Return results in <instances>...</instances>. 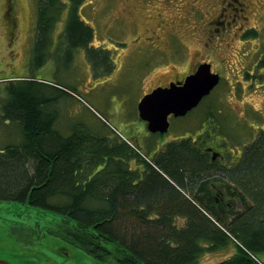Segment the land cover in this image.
I'll use <instances>...</instances> for the list:
<instances>
[{
	"label": "trees",
	"instance_id": "obj_1",
	"mask_svg": "<svg viewBox=\"0 0 264 264\" xmlns=\"http://www.w3.org/2000/svg\"><path fill=\"white\" fill-rule=\"evenodd\" d=\"M84 1L39 0L38 45L67 6L61 38L86 49L94 34L78 15ZM103 59L92 60L101 66ZM257 68L264 71V53ZM3 84L0 131L8 138L0 146V201L38 208L37 220L51 214L52 227L43 221L36 230L46 228L92 264H201L204 254L229 247L231 256L205 264H258L252 255L264 252V131L223 164L189 138L168 143L149 162L117 136L61 135L52 83ZM212 182L231 197L230 208L212 198Z\"/></svg>",
	"mask_w": 264,
	"mask_h": 264
},
{
	"label": "rangeland",
	"instance_id": "obj_2",
	"mask_svg": "<svg viewBox=\"0 0 264 264\" xmlns=\"http://www.w3.org/2000/svg\"><path fill=\"white\" fill-rule=\"evenodd\" d=\"M64 1L67 3V0ZM149 1L144 0V5L148 7ZM261 1L263 5L258 13L248 18L247 26L241 27L248 29L243 33L239 30L237 37L229 38L232 47L219 55L224 61L238 57V62L235 60L236 64L226 69L221 64L223 61L216 59V53H209L213 70L221 74V82L187 116L171 119L166 135L185 138L188 133L193 136L199 134L205 128L202 121L210 113L212 119L209 121L215 123V127L214 130L210 128L212 123L207 130L210 129L213 141L222 143L224 151L233 157L240 154L243 145L256 138L259 130L264 131V71L257 68V62L264 53V0ZM38 3L39 0H0V95L3 83L7 81L4 77L27 75L32 79L46 78L51 81L55 85L51 93L59 96L51 108L57 111L59 117L55 128L63 136L80 129L98 137L129 139L126 130L138 127L137 105L143 95L138 81L140 75L152 66L162 68V74H172L173 69L181 71L185 62L194 60L200 48L195 40L198 31L193 29V24L184 21V16L175 17V13L183 3L186 7L202 6L204 0H182L172 5L162 2L161 5L151 6L149 15H158L166 24L158 34L167 33L172 25L173 28L176 26L175 30L182 35V42L186 41L185 60L179 61L183 54L178 51L182 47L180 38L175 35L168 39V44L160 45L163 49L159 51L150 48L137 50L131 47L130 42L128 68L122 70L118 77L109 78L107 69L98 65L94 68L90 60L97 57L113 59L124 50L129 35L137 29L143 30L146 21L143 15L148 14L141 8L140 0H129L126 5L120 0H85L78 7V15L93 29L94 34L87 53L81 46L71 45L62 39L67 6L46 43L38 45ZM4 10L10 11L11 19H7ZM239 27H232L231 30L237 32ZM251 30L254 34L250 33ZM241 45L242 49L237 50ZM239 54L245 55L241 58ZM241 66L249 76L238 73ZM221 67L224 69L222 73ZM158 77L155 75L147 80L145 87L153 85ZM2 132L0 146L8 138ZM149 142L152 140L149 139ZM225 200H230V197L226 195ZM237 206L234 212L240 209ZM39 212L38 208L24 203L0 201V259L9 260L11 264H92L81 251L69 250L68 255H63L61 250L58 251L63 244L56 237L46 233V228L44 233L36 230L37 225L43 226V221H48L49 225L53 222L50 224L53 220L51 214L37 220L35 215ZM219 251L204 254L201 264L216 263L234 253L230 247L226 253ZM254 256L258 264H264V252Z\"/></svg>",
	"mask_w": 264,
	"mask_h": 264
},
{
	"label": "flooded vegetation",
	"instance_id": "obj_3",
	"mask_svg": "<svg viewBox=\"0 0 264 264\" xmlns=\"http://www.w3.org/2000/svg\"><path fill=\"white\" fill-rule=\"evenodd\" d=\"M117 2L118 0H114ZM123 4H127L129 0H120ZM182 0H150L148 7L144 5V0H140L141 8L146 11L148 15H143L144 19L146 20L144 22V28L141 31H138L137 33L134 32L132 35H129L126 42V47L124 50H121L119 54H117L113 59L104 58L103 62L101 63V66L98 65L99 68L107 69L109 78L118 77L120 75V72L124 70L125 68H128L127 66V59L129 58V53L131 52V49H129V45L131 42V47L135 48L137 50H141L142 48H150L156 49L159 51V49H163V47H160V45L168 44V39L175 35L176 37L180 38V46L182 47L178 52L180 54H183L181 56V60H185V48L186 44L182 42V35L177 32L178 30L176 26L172 25L171 29L167 31V33L158 34L159 29L164 28L166 25L164 20L159 18L158 15H149L151 11V6L153 5H161L162 2H167L168 4H178ZM263 5L261 0H204V4L202 6L199 5H193L191 7H186V4H182L178 6V12L175 13V17L178 15L184 16L185 22H190L193 24V29L198 31L196 35L195 40L198 42V45L200 46L199 51L196 52L194 60L189 61V63L183 64V68L181 71H178L177 69H173L172 74H162V68H158L156 66H152L151 68H148L146 72H143L142 75L138 78V81H140V87L142 89L143 95L140 96V100L143 98L144 95L151 93L152 90L156 87L164 88L166 86H169L171 83H177V82H184L186 76L193 74L198 68L199 65L203 63H208L211 67V72L214 74H217L220 78L221 82V74L220 72L214 71L213 63L211 61V58L209 56V53L213 54L216 53L217 58L223 61L222 66L226 69L232 66V64H236V61L238 62V57H236L233 60H226L224 61V58L222 56H219L222 52L228 51L232 47L231 42L232 40H228L232 37H237L238 31L240 30L241 33L245 32L248 28H243V26H247L248 24V18L252 14H257L258 9ZM5 16H7V19H11L10 17V11L4 10ZM254 12V13H253ZM159 14V11H158ZM200 18H203L205 20H200ZM170 24V23H169ZM168 24V25H169ZM237 32H234L231 30L232 27H238ZM167 28V27H166ZM174 32H173V30ZM206 29V30H205ZM200 30H205L201 32ZM173 32V33H171ZM245 35V34H244ZM87 47L86 49L83 48V51L87 53ZM167 48V47H166ZM242 45L237 49L241 50ZM169 50V49H166ZM210 54V55H211ZM242 55V56H241ZM239 54L241 58L245 54ZM236 60V61H235ZM93 62L92 66L95 68V63ZM162 65V64H160ZM259 69V68H258ZM224 69L221 67V73ZM229 70V69H228ZM262 71L261 69H259ZM240 74L244 73V76H249L243 66L240 67L238 73ZM155 75H158L159 77L156 78V82L153 83V85L150 84V86H146V83L148 82L151 77L153 78ZM108 78V79H109ZM219 85V84H218ZM217 85V86H218ZM216 86V87H217ZM212 93V92H211ZM204 99V98H203ZM139 100V101H140ZM202 100V99H201ZM138 101V102H139ZM201 102V101H200ZM200 104V103H199ZM198 104V105H199ZM138 106V105H137ZM198 107V106H197ZM192 111V110H191ZM190 111V112H191ZM189 112V113H190ZM138 114V112H137ZM188 114V113H187ZM187 114L185 116H187ZM185 116H174L173 114H169L167 117L168 124L171 119H177L179 117H185ZM205 120L202 121L205 123V128L201 129L199 131V134L191 135L188 133L187 137L189 138V143L194 146L197 151H202L209 155V159L212 162L223 164L227 157H230L231 159L235 157H239L241 155L242 149L239 151L238 156H231L227 152L224 151L222 147V143H215L212 139V134L210 132V137H207L205 131H208L207 128L212 124V121H209L212 119L210 117V113L208 116L204 118ZM137 125L138 127L136 129L128 128L126 130L129 139L132 141L133 146L136 147L140 154L144 155L145 157H148L150 159H156V157L160 154H162L165 151V148L168 143L173 142L174 140H177L179 138H175L174 136H168L166 135L169 131L170 124L166 132L161 133L159 131L150 132L147 128L146 121L142 120L139 117V114L137 115ZM215 123L210 128H214ZM141 129V130H139ZM141 131V132H140ZM210 131V129H209ZM208 131V133H209ZM148 135V137H146ZM224 138V137H223ZM149 139L152 140V142H149ZM254 141V140H253ZM249 144V143H248ZM243 145L245 147L246 145ZM135 150V149H134ZM213 189L212 198L215 199L217 204L225 203L228 208H230L231 204L229 201L225 200V190L219 187L218 183L212 182L211 185ZM228 196V195H227ZM231 198V197H230ZM62 251L63 255H68L69 249H59L58 251ZM60 254V253H59Z\"/></svg>",
	"mask_w": 264,
	"mask_h": 264
},
{
	"label": "water",
	"instance_id": "obj_4",
	"mask_svg": "<svg viewBox=\"0 0 264 264\" xmlns=\"http://www.w3.org/2000/svg\"><path fill=\"white\" fill-rule=\"evenodd\" d=\"M197 68L193 74L186 76L184 82L171 83L164 88L156 87L138 102L139 117L146 121L150 132H166L169 114L175 117L186 115L219 83L218 76L211 73L208 63ZM0 264H11V261L0 259Z\"/></svg>",
	"mask_w": 264,
	"mask_h": 264
},
{
	"label": "crops",
	"instance_id": "obj_5",
	"mask_svg": "<svg viewBox=\"0 0 264 264\" xmlns=\"http://www.w3.org/2000/svg\"><path fill=\"white\" fill-rule=\"evenodd\" d=\"M6 80H9V81H11V80H16V79H29V80H33L31 77H29V76H27V75H22V76H15V77H11V78H6V77H4ZM34 80H38V81H42V82H48V83H50L51 81H49V80H47L46 78H40V80L39 79H34ZM52 83V82H51Z\"/></svg>",
	"mask_w": 264,
	"mask_h": 264
},
{
	"label": "bare ground",
	"instance_id": "obj_6",
	"mask_svg": "<svg viewBox=\"0 0 264 264\" xmlns=\"http://www.w3.org/2000/svg\"><path fill=\"white\" fill-rule=\"evenodd\" d=\"M210 67V66H209ZM210 71H211V67H210ZM212 73V72H211ZM214 74V73H213ZM217 75V74H216ZM218 76V75H217ZM218 78H219V76H218ZM220 79V78H219ZM16 80H21V79H16ZM7 81H9V80H7ZM123 140V139H122ZM150 162V161H149Z\"/></svg>",
	"mask_w": 264,
	"mask_h": 264
}]
</instances>
